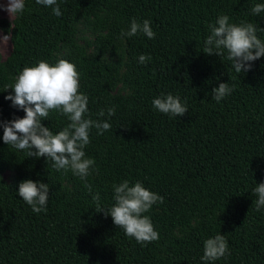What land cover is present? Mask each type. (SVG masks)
Masks as SVG:
<instances>
[{"label": "trees", "instance_id": "1", "mask_svg": "<svg viewBox=\"0 0 264 264\" xmlns=\"http://www.w3.org/2000/svg\"><path fill=\"white\" fill-rule=\"evenodd\" d=\"M256 3L264 0H58L62 15L56 16L51 7L25 0L11 28V51L0 62V120L25 114L5 99L12 77L41 59L55 63L60 45L76 51L88 115L108 119V107L116 112L111 130L90 132L85 151L98 168L87 178L91 192L71 171H58L44 157H27L26 151L6 145L0 128V173L5 168L17 172L11 185L0 174V264H205L203 241L218 232L228 240L230 255L214 264H264V208L256 210L252 192L264 182V56L237 74L226 54L202 51L209 25L220 15L264 28V12L251 13ZM97 8L105 11L98 21L108 31L87 55L75 43L76 20ZM133 18L150 20L156 35L125 37L124 80L136 90L123 96L114 92L119 66L104 61L103 54ZM258 37L264 40V31ZM141 54L151 61L140 64ZM220 82L234 90L218 103L211 92ZM167 93L186 100L184 116L153 108L152 100ZM101 109L105 117L98 116ZM42 123L56 133L68 121L50 111ZM25 179L50 185L46 212L34 213L19 197ZM125 179L141 181L164 198L146 213L158 240L141 245L110 215L95 211L93 196L99 193L100 204L111 207L112 186ZM176 228L189 233L176 236Z\"/></svg>", "mask_w": 264, "mask_h": 264}, {"label": "clouds", "instance_id": "2", "mask_svg": "<svg viewBox=\"0 0 264 264\" xmlns=\"http://www.w3.org/2000/svg\"><path fill=\"white\" fill-rule=\"evenodd\" d=\"M42 6L51 7L56 16L62 12L58 0H36ZM0 9L9 16L22 15L25 10V0H3ZM264 12V3H256L251 13L259 15ZM209 35L204 40L203 52L206 55H217L232 62L237 74L249 71L254 61L264 56V40L258 37V32L264 31L257 24L241 21L239 24L230 22L228 15H220L215 24L209 25ZM143 34L148 39H154L156 33L151 22H142L133 18L127 30H121V39ZM150 55L141 54L138 62L146 64L151 61ZM80 73L76 65L66 59H59L55 63L41 59L31 66H25L15 77L12 85L5 86V90L12 89L5 97L12 102V106L24 111L23 117L11 120H0L3 129L2 140L17 150H24L27 157H44L51 161L52 167L67 173L71 171L84 182V186L92 191L87 178L98 174L94 158L86 155V147L90 143V132L96 129L98 135L112 128L109 122L115 115V107L107 108L108 119H92L88 113L89 97L80 91ZM234 86L228 82H220L212 89V99L220 102L231 95ZM152 106L160 113L172 117H182L188 112L187 102L179 95L172 93L161 94L152 100ZM50 111H58L67 118L68 123L54 133L42 121L48 119ZM104 109L98 113L105 117ZM113 200L111 207L104 208L100 204V195L93 196L95 211L103 212L112 217L113 223L123 229L124 234L134 238L141 245L159 239L149 213L154 204L163 203L164 198L158 193L146 188L141 181L130 183L125 179L113 184ZM50 185L42 181L25 179L19 183L18 195L34 213L46 212L49 199ZM256 196L254 201L256 210L264 208V182L256 184L252 189ZM226 255H230L229 242L224 234L216 233L203 241V255L201 260L205 264H214Z\"/></svg>", "mask_w": 264, "mask_h": 264}, {"label": "rangeland", "instance_id": "3", "mask_svg": "<svg viewBox=\"0 0 264 264\" xmlns=\"http://www.w3.org/2000/svg\"><path fill=\"white\" fill-rule=\"evenodd\" d=\"M3 2V0H0ZM105 11L102 8H97L94 13L88 15L81 14L76 20V37L75 43L84 49L87 55H91L97 47V37L100 34H105L108 31V26H101L98 18L103 17ZM17 15H11L0 9V62H4L11 51V28L15 22ZM75 50H70L69 46L60 45L56 52V62L63 58L70 62L75 61ZM103 59L111 64H118L119 66V80L115 93L123 96H128L135 92L136 88L129 82L124 80V75L128 70V59L126 54L125 38L119 39L112 45H108L103 54ZM15 81V77H12ZM2 180L6 184H14L17 180V172L10 168H5L1 171ZM65 187L69 190L75 189L72 183H65ZM198 218L193 219L192 225L198 226ZM189 231H183L180 228L174 230L176 236H185Z\"/></svg>", "mask_w": 264, "mask_h": 264}]
</instances>
